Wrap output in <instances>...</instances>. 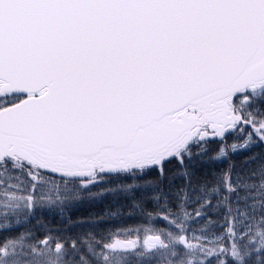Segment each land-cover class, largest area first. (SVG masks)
<instances>
[{"label": "snow or ice", "instance_id": "obj_1", "mask_svg": "<svg viewBox=\"0 0 264 264\" xmlns=\"http://www.w3.org/2000/svg\"><path fill=\"white\" fill-rule=\"evenodd\" d=\"M0 264H264V0H0Z\"/></svg>", "mask_w": 264, "mask_h": 264}]
</instances>
